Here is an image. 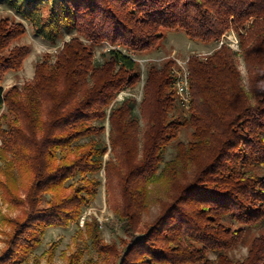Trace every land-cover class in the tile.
<instances>
[{
    "label": "trees",
    "instance_id": "1",
    "mask_svg": "<svg viewBox=\"0 0 264 264\" xmlns=\"http://www.w3.org/2000/svg\"><path fill=\"white\" fill-rule=\"evenodd\" d=\"M0 2L50 43L71 35L54 62L47 56L37 63L32 81L6 90V73L21 69L30 49L15 42L28 32L22 21L0 20V106L7 107L1 117L10 124L0 128V188L26 207L24 219L12 221L15 231L0 264L18 262L49 227L79 223L99 193L104 168L108 187L112 164L118 173L125 170L117 216L131 238L116 255L118 264H264V0ZM170 29L215 46L205 57H190L192 98L183 119L174 113L179 98L172 91L173 61L147 67L140 107L147 127L133 167L134 158L122 161L119 138L127 147L126 138L138 132L136 100L117 97L141 82L138 56L159 48ZM232 30L240 51L229 45ZM105 44L111 47L101 50L104 61L97 62L96 46ZM113 103L109 120L116 163L104 161L109 146L100 139ZM185 125L193 127L192 139L179 142L175 156L165 160L169 143ZM152 161L156 170L166 165L170 178L157 200L160 211L140 232L151 178L143 174ZM251 232L259 233L248 255L233 258L230 252ZM82 257L78 250L68 264H80Z\"/></svg>",
    "mask_w": 264,
    "mask_h": 264
},
{
    "label": "rangeland",
    "instance_id": "2",
    "mask_svg": "<svg viewBox=\"0 0 264 264\" xmlns=\"http://www.w3.org/2000/svg\"><path fill=\"white\" fill-rule=\"evenodd\" d=\"M3 18H8L11 21H22L26 25L28 32L15 42L18 45H26L30 49V53L25 59L23 67L19 70H13L6 73L3 87L8 90L14 85L22 87L25 83L32 81L35 76L36 65L40 60L50 56L49 59L51 58L54 62L55 55L62 49L65 41L71 38V35L66 33L65 36L62 39H59L56 43H50L48 40L35 33L33 26L29 21L16 15L13 10L0 2V20ZM230 32L231 34L228 38L230 47L236 51H240L241 48L239 47V38L237 34L233 30ZM164 33L165 36L160 41L159 48L143 54L142 56H138L139 60H141L138 62L142 73L141 82L133 89H125L120 92L117 97V101H122L126 97H133L136 100L135 114L140 119V124H138L137 127L138 132L132 131L130 137L128 136V138H126V140L129 139L131 146L129 144L128 146H130L129 148L132 152H128V149H126L128 146H122L124 145L122 141L124 138H119L120 147H122L120 150L123 154L121 156L122 161L129 164L134 158L135 164L133 167H136V162L140 161L142 146L144 144L143 135L145 134L147 127L146 121L144 120V113L141 112L140 108L144 98L147 67L150 65H163L172 60L174 75L179 79L184 78L181 81H186L185 78H187L190 97L189 101L185 103L182 101V95L178 91L177 83L174 84L172 88V91H174L175 95L179 98L174 113L176 116H180V118L183 119L189 113L188 108L192 98L189 73L190 57H205L212 52L215 46V43H204L191 40L182 29L165 30ZM108 47V44H105L102 47L96 46L97 62L104 61L101 50ZM237 60L242 75L246 78L247 72L244 59L239 55ZM116 103H113L108 107V116L105 123L106 130L102 133V136H100L101 141H106L109 146V151L105 155L104 161L111 160L114 163L118 162L119 159H116V153L112 151V142L110 138L111 125L109 117L112 109L117 105ZM152 110V108L147 109V114L150 112L149 116H152ZM5 112H7V107L5 105L3 107L0 106V128L3 127L4 129L10 126V124L8 126L6 121H3L1 117ZM192 133L193 127L189 125L180 128L178 138L171 141L168 145L165 160L173 158L176 154V145L179 142L188 143V141L192 139ZM83 141H88V139L82 140V142ZM3 144L2 138L0 137V169H2L4 165L1 158L4 149ZM153 165H155L154 161L148 166L149 169L146 170L147 172L143 174L144 176L151 178L147 185V205L141 215L144 222L140 225V232L147 229V222L153 220L160 211L161 207L157 200L160 197H164L170 178L169 173L165 168L166 165H161L157 170ZM145 166L147 167V164H145ZM124 168L127 169L128 165L122 167V170ZM110 169L113 171V178L108 180V187L106 185V171L104 168L99 175L103 182L102 186L99 188V193L90 206L85 209L80 217L79 223H71L67 227H49L45 235L42 237L41 243L35 249L28 252V254L20 255L17 259L18 262L12 261L4 262L2 264H68L69 256L78 250L83 251V257L81 258L80 264H118L116 255L124 250L131 238L122 230L117 216L119 209L123 207L121 201H124V195L122 194L120 187L122 183L121 175L124 174L125 170L122 173H118L113 164ZM1 176L2 174H0V178H2ZM134 176L139 179L138 182L141 181L138 174H135ZM69 183H71V181H69ZM19 194H21L20 196L22 198L25 197L24 193L19 192ZM49 197L50 196L47 198ZM139 199L140 195L138 196V200ZM89 209L93 210H91V214L88 213ZM25 210V206L20 205L15 199L10 198V196L0 188V257L5 250L9 249L8 244L15 231L12 221L14 219L23 220L25 217ZM258 233L259 232L249 233L246 237V241L233 249L230 252V255L235 259H244L248 255L252 240L258 235ZM104 246L111 249V254L104 252Z\"/></svg>",
    "mask_w": 264,
    "mask_h": 264
},
{
    "label": "built area",
    "instance_id": "3",
    "mask_svg": "<svg viewBox=\"0 0 264 264\" xmlns=\"http://www.w3.org/2000/svg\"><path fill=\"white\" fill-rule=\"evenodd\" d=\"M109 47H111V45H109ZM109 47H108V48H109ZM106 49H107V48H106ZM139 61H141V60H139ZM183 79H184V78L179 79V78L177 77V79H176V83H177V85H178V91H179V93L182 95V101L185 103V102L189 101L190 97H189V86H187V78H185L186 81H181V80H183ZM180 81H181V82H180ZM91 210H92V209H89L88 213L91 214ZM92 211H93V210H92Z\"/></svg>",
    "mask_w": 264,
    "mask_h": 264
},
{
    "label": "crops",
    "instance_id": "4",
    "mask_svg": "<svg viewBox=\"0 0 264 264\" xmlns=\"http://www.w3.org/2000/svg\"><path fill=\"white\" fill-rule=\"evenodd\" d=\"M10 72V71H9ZM8 73V72H7Z\"/></svg>",
    "mask_w": 264,
    "mask_h": 264
}]
</instances>
